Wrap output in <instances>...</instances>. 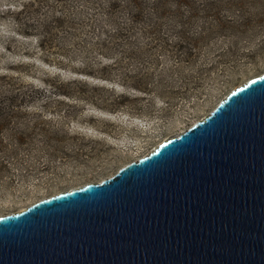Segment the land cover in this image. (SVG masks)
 <instances>
[{"label":"rangeland","instance_id":"obj_1","mask_svg":"<svg viewBox=\"0 0 264 264\" xmlns=\"http://www.w3.org/2000/svg\"><path fill=\"white\" fill-rule=\"evenodd\" d=\"M224 8L212 26L205 13L188 24L206 31L191 56L176 37L141 36L115 55L78 0H0V77L36 89L24 122L0 135V216L114 175L264 73V0ZM50 9L64 22L42 47L35 17Z\"/></svg>","mask_w":264,"mask_h":264},{"label":"water","instance_id":"obj_2","mask_svg":"<svg viewBox=\"0 0 264 264\" xmlns=\"http://www.w3.org/2000/svg\"><path fill=\"white\" fill-rule=\"evenodd\" d=\"M0 264H264V73L114 175L1 215Z\"/></svg>","mask_w":264,"mask_h":264},{"label":"trees","instance_id":"obj_3","mask_svg":"<svg viewBox=\"0 0 264 264\" xmlns=\"http://www.w3.org/2000/svg\"><path fill=\"white\" fill-rule=\"evenodd\" d=\"M78 1L93 8V13L101 26L96 29L97 34L100 36L98 42L113 44L117 49L115 55L122 54L124 47L137 43L141 36L146 37L148 40L154 39L161 42L164 46L165 44H171L172 38L176 37L178 39L176 41L177 45L189 44L187 50H189V56H191L192 50L194 48L198 49L197 40L204 37V34H202L203 29L193 33L189 32L188 24L196 21V19H201L205 13L213 18L209 21L210 26H212L220 19L219 13L221 10L225 9L226 6H233L235 0ZM52 7L54 9V3H52ZM48 12L43 15L41 20L35 17L37 20L36 27L40 31L37 38L42 47H45L47 35L54 34L52 28L57 23L64 22L63 16L57 15L56 11L50 9ZM168 17L174 21L171 23L173 25L166 32H161L163 21ZM101 35H104L105 38H101ZM183 50L180 51L183 53ZM16 83L10 81L9 78L0 77V135L9 131L15 125L23 123L24 118H26L24 109L29 108L30 103L34 102L31 99V93L36 90L35 87L25 89L23 85ZM138 90L142 91V89Z\"/></svg>","mask_w":264,"mask_h":264}]
</instances>
